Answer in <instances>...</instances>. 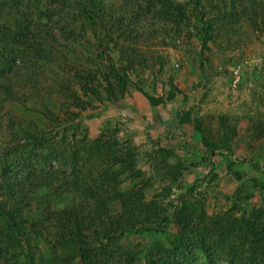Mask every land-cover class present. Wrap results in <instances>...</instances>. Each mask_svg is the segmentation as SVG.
Returning <instances> with one entry per match:
<instances>
[{
  "label": "rangeland",
  "instance_id": "rangeland-1",
  "mask_svg": "<svg viewBox=\"0 0 264 264\" xmlns=\"http://www.w3.org/2000/svg\"><path fill=\"white\" fill-rule=\"evenodd\" d=\"M197 1L0 4V59L19 60L10 70L0 60V175L34 264H145L151 242L169 247L144 232L164 218L197 243L230 218L264 223V0ZM73 206L86 214L60 232L57 213ZM192 252L207 264L198 244ZM211 263L229 264L219 253Z\"/></svg>",
  "mask_w": 264,
  "mask_h": 264
},
{
  "label": "trees",
  "instance_id": "trees-1",
  "mask_svg": "<svg viewBox=\"0 0 264 264\" xmlns=\"http://www.w3.org/2000/svg\"><path fill=\"white\" fill-rule=\"evenodd\" d=\"M8 1L10 4H15L18 0H4L2 2L0 0V4L6 3ZM227 2H229V0H227ZM229 4L232 5V2H230ZM196 5L201 6V1H197ZM12 8L15 9V16L18 17L20 14L24 16L23 11L18 6H13ZM202 15L203 17H201L200 20L198 19V21L200 22L198 36L201 37L200 40L202 46H206V43L210 39L209 34L212 26L210 20L203 21L205 14L202 13ZM0 21L2 26L6 25L8 22L5 18H1ZM14 26L19 29L20 23L13 25V27ZM38 28L35 29L38 30ZM39 31H41V29H39ZM0 60L3 70L12 69V67L15 65V60L19 61L17 57L15 59L2 58ZM120 84L122 87L125 86V80L120 79ZM122 87H120L121 90L123 89ZM24 139L28 142L37 140L35 136L30 134H27L26 138ZM205 144L211 152H214L213 147L211 146L212 143L210 144L205 142ZM1 177L2 175H0V179H2ZM2 180L3 182L0 180V238L3 240V242L0 243V258H3L4 260L11 259V264H34L36 257L27 254V250H29L30 247V242L27 238V234L29 232L27 231V228L25 226V221L23 220V218H21L22 221L19 217L15 218L13 216L14 210L12 208H7V205H12L13 207L14 204L11 203V201V204H8L4 200L5 197L7 199L11 198L12 186H9L7 183L5 184L4 178ZM97 197L98 200L96 199L93 201L94 203L101 206L103 202L99 195ZM118 198V201H120L122 205V209L126 211V213L120 215L121 218L130 217L131 214L128 223L135 224L137 221L136 217L133 215L135 209L124 199L123 196H120ZM131 202L134 206L139 207L136 201ZM84 209L81 206H73L70 208H64L63 210L59 211L57 215L58 219L60 220V232L70 227V220H78V218L80 219L81 216L86 214L84 212ZM138 210L139 212H142V209L140 207L138 208ZM191 211L192 210L187 206V204H184L181 215L178 218H180L181 220H186L191 216ZM175 220H177L176 217ZM163 222L164 225H159L156 229L147 227L144 232L153 233L156 234V236L165 234V238L169 240V247L164 248L159 242H151L144 249L145 254H143V259L145 264H194L192 248L196 244H198L200 251L203 253L207 264H212L211 259L218 253L226 257L229 264H248V262L252 264H264V249L262 247V244L264 242V233L260 232L264 227V223H261L260 220H258V222H248L243 218H230L227 222L224 221L225 225H220L216 231L211 229L210 231L205 230L203 232L202 238H200L201 242L198 243L197 239L193 236H184L181 234H171L166 232L168 230L167 226L169 220L164 218ZM116 223L118 226H122V223H120L119 221H117ZM257 227H260V229L257 230ZM208 234H210V238H214L211 247H208L207 240L204 237V235ZM68 239L69 238H67V240ZM84 239V237L82 238L79 236L74 239H69V246H71V243L73 245L83 243ZM117 249L119 251L123 250V248L121 247H117ZM107 252V249H102L101 256L108 257L109 254ZM124 254L126 257L124 259L125 262H131L134 258L133 255H128L127 260V253L124 252ZM7 256L8 259L6 258ZM250 258L252 260H250ZM257 258L260 260L259 262L255 261ZM103 263L107 264L106 262Z\"/></svg>",
  "mask_w": 264,
  "mask_h": 264
}]
</instances>
